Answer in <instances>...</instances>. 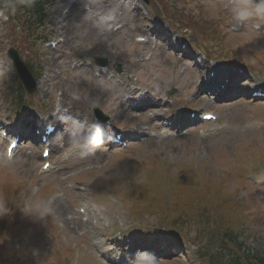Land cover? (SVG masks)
I'll return each instance as SVG.
<instances>
[{"label":"rangeland","instance_id":"obj_1","mask_svg":"<svg viewBox=\"0 0 264 264\" xmlns=\"http://www.w3.org/2000/svg\"><path fill=\"white\" fill-rule=\"evenodd\" d=\"M178 1L179 0H152L151 10L154 13L156 12V14L151 13L150 15L147 6L141 10V17L145 16L146 19H150V17H153L152 15L160 17L161 6H163L168 12L174 13L173 17H176L181 26H187L188 30L191 31L188 39L194 42L192 39L193 30L187 23L189 15L185 12V9H176ZM100 4L102 3L99 2L98 5ZM218 4V2H210L206 3L204 7H195V9L201 10L198 11L196 18L191 20V24L198 30L199 35L204 38L203 44L214 45L211 47V52L219 57L215 60L218 62L221 61L223 64L230 62L231 60H228L231 52L230 50L236 53V50H239L238 45H241L248 54L247 57L253 60L252 64H257L256 61L262 58L264 60V27L257 31V29L252 26L256 21L242 22L244 25L242 34L232 36L229 35L227 28L221 29L217 21H214L213 25L210 26V20L213 19V9H216ZM54 5L56 6L57 3H54ZM181 10L184 11V14H178ZM147 11H149V13ZM54 15H58V11L55 10ZM82 15L87 16L85 13L79 12L76 14L77 17L73 16L65 27L66 33H68L75 43L79 44L80 47L78 50L81 53V57H85L86 51L91 49H95L97 52H104L105 56L102 58H105L108 64L121 65L122 63L121 66H124L122 68L125 71H128V66H130L132 72L137 75L139 82L152 85L153 87L159 86L157 83L154 84V82H151L153 77L158 76L160 79H164L165 73L169 76L176 75V73L173 72V70L177 69L174 68L173 58H167L165 60V65L160 66L158 64L159 59L165 57L163 55L156 56V58L152 60L158 64V66H155L152 62H149V60L146 61L148 55H150V57L152 55L153 57L157 54L151 44H147L143 52H141V49L136 50L134 48L133 43L130 42V36L127 34L134 31L132 21H137L135 17L130 16L129 9H126L122 16L119 14L121 21L124 24L128 23V26H126L122 33L111 40H106L104 39L105 37L98 38V35L101 36L103 32V26L97 25L96 22H93L91 26L89 24L90 21L85 19ZM198 15H200V17ZM94 31H96V34L93 33ZM5 39H11L12 44L16 42L17 46L28 52V54L34 53L33 50H35L39 55H42L41 64L43 68L41 67V75H46V77L51 78V74L55 71L51 79L53 83H50L48 86L56 84V86H53L56 88V91L54 96L47 99L48 103L53 99V103L55 104L59 97L63 95L64 101L68 103L72 113L80 112L78 116H82L84 121L89 118V122L92 120L89 116L91 115L90 107L92 102L88 101L83 105V101L80 98V95H82L84 91L87 93L91 89L88 87L87 89L77 88V90L76 86L73 84L74 81L67 82L68 78L77 79V77L79 78L80 75L85 72L79 70L74 71L69 68L70 65L75 66L74 64H76L77 61L72 59L77 58H70L68 60L66 58H55L54 56L57 54L56 50L47 51V55L45 51V54H43V50H46L43 46H39V48L37 47L38 45L35 46L32 43L22 46L20 44L21 37H16L13 41L11 36H7L0 31V56L4 59L5 57L3 54L10 46V44L7 45ZM75 43L73 45H75ZM200 49L204 51L202 46H200ZM259 51H262V54ZM231 56L236 57L234 54ZM47 57L51 65L50 72H46ZM246 60L245 58L239 59L240 62H245ZM129 62L132 64H129ZM0 67L8 70L6 76L0 81L1 99L2 88L7 86L15 88L17 85L14 74L11 72V67L7 65L5 60H3V64H0ZM0 74L3 73L0 72ZM66 74H72L74 77H71V75L66 76ZM194 75L195 73L190 70L187 74H180L179 78L176 75V84L179 85V90H174L171 95L176 96L178 93L185 94V87L182 82L187 84L188 77L191 78L193 76L192 79H194ZM166 78H168V76H166ZM4 82H6V84H4ZM40 86V89L44 88L43 85ZM165 86L167 88V81ZM108 87H111V92L115 94L124 90V85L122 83L116 84L115 87L111 85ZM40 89L36 88L34 95L28 97L30 102L34 104L46 103V98L51 89L46 87L42 91ZM62 89L65 90L64 93ZM103 91L104 88L101 89V92ZM192 91L193 86H191V90L188 94L190 95ZM74 93L76 95L73 98ZM188 94L184 96L187 97L189 96ZM94 95L97 96L98 99L100 98L96 90H94ZM107 96L111 98L109 94H107ZM102 99L103 102H105V99ZM99 101L100 99L95 102L103 107ZM5 104L6 102L0 103V108L4 109L1 114H3L6 109L13 111L10 104L6 106ZM50 108L49 106L47 107V109ZM112 110H115V106ZM35 111V108L25 106V109L21 112L22 117L27 116L28 113L36 114ZM109 112V114L112 115L111 110ZM217 112L220 117V126L221 128L224 127L221 132L211 134L207 139L206 137H199L197 133L194 132L190 138H186L183 141L179 140L177 143L171 144L176 148L173 152L178 154V156H176L177 159L189 165L183 164L181 165L183 168L172 169L169 173L162 170L160 166L165 164L168 165L171 161L174 162V159L171 155L167 156L168 154L149 145L143 148V151L146 152H134L133 148H128L118 151L113 157L108 153L109 163L102 166L101 169L98 168L94 173L89 174L86 179L78 177L77 169H67L71 171L70 180L67 185H65L68 177L65 175L67 174L66 172H64L65 174L53 173L57 170L64 171L61 169L59 170L57 164H54L55 168L47 174L37 176L32 175L31 171L22 169L23 163L20 158H14L10 162H3L0 158V201L2 203H0V264H9L5 262L8 257L11 259L10 264H95L94 252L97 253V247L94 243L99 237L94 239L91 238V235L88 236L89 231L94 230L96 236L101 235V233V236H103L105 231L108 230L106 226L111 228L116 227L119 223L124 224L126 222L129 225L128 222H136L134 219L135 217L132 216L133 211H130L127 206L135 204L133 198H135V200H142L143 197H146L152 205H157V207L151 208V204L148 203L145 205L146 210L143 212L141 211L140 215L146 217V224L156 223L159 225L160 219L166 227L168 226L167 222L163 220L167 216L166 205L163 204H165L164 196H167V194H164L165 185L169 183L172 184V190L168 193L169 202H177L175 204L176 207L190 210L195 209L198 213L196 216L179 217V220L175 222L176 226L181 229V234L177 236L180 240L187 242L188 250L199 247L201 248V252L209 254L216 246L214 240L224 237L222 231L228 230L235 233L231 234V238H234L237 233L236 240L242 241L243 245H245V247H243L244 252L246 248H250L252 250L249 251L263 254L264 187L258 184H249L246 171L248 167L251 168L250 165H257L258 162L259 165H264V131L261 133L257 131L251 134L252 131L248 130L246 123L250 119H255L258 123L264 122V101L250 104L237 103L218 108ZM114 120L116 124L122 125V118H119V116H115ZM79 129L80 128L77 127L74 131H78ZM80 133L83 134V132ZM156 146L159 147L161 144H156ZM234 146H238V149H231ZM170 150L171 149L166 150L165 152L168 153ZM139 152L142 153L140 154ZM160 153H163L167 157H158ZM37 154H39V150ZM226 154L229 155L223 156ZM1 156L2 151L0 152V157ZM230 158L239 159V161L233 168H223L222 164L226 163ZM191 159L192 162H188V160ZM141 165H144V167ZM194 167L199 168L201 173H196ZM159 169L163 172H160ZM251 170L254 178L260 182H264V171L259 170L254 172L252 168ZM239 171L242 173L241 180L243 184L238 182L237 173H239ZM195 177H201L209 181L208 185L200 187L203 191H198L193 188L194 185L204 184L195 179ZM226 177L230 178L231 183L234 185L231 189L212 182L218 181L219 178L221 180L225 179ZM181 178L193 184H189L186 189L173 187L174 182ZM234 180L236 183L233 182ZM117 185L122 189L116 191L114 187ZM67 186L76 188V194L68 193L66 190ZM139 186L148 189H145L142 194ZM149 186H152V188L149 189ZM106 188L113 191V199L110 202L111 206L107 208L105 207L107 203L101 202V200H104L101 193H106ZM182 190L188 191L180 192ZM177 192H180L179 194H181L182 197L180 195H173ZM234 197H237V201H233ZM29 200L50 201L52 212L45 218H39L35 215H26L23 210L26 202ZM80 203L90 204L91 207H93V204L97 206V214L82 224L86 225L87 228L82 240L76 238V233L73 229L80 231L83 228H75L73 226L72 229L68 219V217H74L73 214L70 213V210L74 209L77 211V207ZM204 204L206 208L199 210L198 206ZM54 205L57 206L54 207ZM3 207L15 211L13 215L7 216V220H5L4 224L5 209ZM59 207L68 210L69 214L63 217L61 215L62 210H59ZM174 213V211L171 212L173 215ZM243 215H250L252 220L249 221ZM153 216L155 217L154 221L150 219ZM60 219L67 221V226H63L62 223H60ZM205 234H208L209 238H205ZM207 239H209L208 243H206ZM224 240L228 241L226 239ZM243 248L241 247L240 251H242ZM15 251H23V253L35 252L39 253V257L28 260L25 263L15 262V256L12 255ZM189 255H191V253ZM65 257L69 259L68 262L62 261ZM155 264H198V261L193 262V260L191 261L190 258H186L185 256L184 260L172 258L167 260V262L162 260Z\"/></svg>","mask_w":264,"mask_h":264},{"label":"clouds","instance_id":"obj_2","mask_svg":"<svg viewBox=\"0 0 264 264\" xmlns=\"http://www.w3.org/2000/svg\"><path fill=\"white\" fill-rule=\"evenodd\" d=\"M15 3H19L25 7H31L35 3V0H15ZM15 3L10 5L9 10H15ZM226 6L236 21H256V23L252 25L255 29L264 27V0H228ZM6 18V13L0 10V19ZM78 140L82 142L85 147H91L103 142L98 126H94L92 131L82 134ZM73 142L76 143V141ZM23 212L26 215H35L39 218H45L52 212L51 202L29 200L26 202ZM137 264H155V261L150 254L141 253L139 254Z\"/></svg>","mask_w":264,"mask_h":264},{"label":"trees","instance_id":"obj_3","mask_svg":"<svg viewBox=\"0 0 264 264\" xmlns=\"http://www.w3.org/2000/svg\"><path fill=\"white\" fill-rule=\"evenodd\" d=\"M237 264H242L236 261ZM244 263L247 264H264V255L263 256H256L246 260Z\"/></svg>","mask_w":264,"mask_h":264},{"label":"bare ground","instance_id":"obj_4","mask_svg":"<svg viewBox=\"0 0 264 264\" xmlns=\"http://www.w3.org/2000/svg\"><path fill=\"white\" fill-rule=\"evenodd\" d=\"M94 53H96V56L93 57H103L105 54H103V52L97 53V51H93Z\"/></svg>","mask_w":264,"mask_h":264}]
</instances>
